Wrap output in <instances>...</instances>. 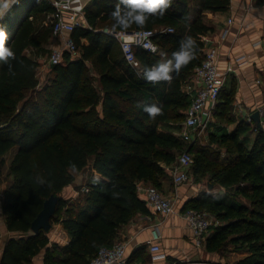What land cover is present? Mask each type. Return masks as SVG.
<instances>
[{"label":"trees","instance_id":"trees-1","mask_svg":"<svg viewBox=\"0 0 264 264\" xmlns=\"http://www.w3.org/2000/svg\"><path fill=\"white\" fill-rule=\"evenodd\" d=\"M229 4L230 0H169L164 15L150 13L143 26L131 25L127 30L173 29L155 35L157 53L135 47L141 61L136 69L110 32L120 30L112 28L110 16L116 0H88L87 23L72 31L78 54L65 50L41 85L39 60L28 49L54 37L49 15L55 6L50 0L13 3L0 20L8 32L6 43L16 53L9 58L11 68L0 61V180L5 156L14 150L2 211L7 228L20 234L7 240L0 264H32L43 250L45 264H90L100 247L119 239L123 225L138 212H151L140 184L161 189L171 174L168 166L184 147L194 154L190 167L197 181L213 184L184 207L205 209L219 220L204 241L207 249L240 250L242 255L229 264H264V125L233 110L237 80L222 87L214 113L234 124L232 128L215 130L211 124L205 140L186 141L180 135L179 120H185L192 99L183 84L204 58L203 36L215 29L205 11H223ZM185 33L197 41L192 59L179 72L173 68L171 79L148 80L145 66L171 58ZM151 103L161 107L155 116L144 108ZM88 167L87 180L77 184L79 194L64 197L62 190ZM37 174L45 178L43 183ZM216 186L223 190L215 192ZM52 193H60L52 222H62L70 236L66 244L50 245L46 230L31 229ZM134 259V252L128 255L129 262Z\"/></svg>","mask_w":264,"mask_h":264},{"label":"crops","instance_id":"crops-1","mask_svg":"<svg viewBox=\"0 0 264 264\" xmlns=\"http://www.w3.org/2000/svg\"><path fill=\"white\" fill-rule=\"evenodd\" d=\"M205 18L215 26V29L203 36L204 52L206 47L219 42L221 70H226L228 65L233 66L226 82L229 84L232 78L237 80L236 101L239 107L236 108V112L238 116H244L253 121L250 118L251 113L259 106L264 105V0H230L226 10H206ZM1 19L2 17H0ZM230 19H232L231 22ZM226 28H229V32L225 37H222ZM56 39H59L58 44L61 43L63 35L56 36ZM183 87L192 97V93L196 92L194 72L184 82ZM262 123L264 125V121ZM233 126L234 124H231L228 128ZM211 127L218 130L220 126L219 123H214ZM254 135V131L249 135L251 142ZM83 177L84 173L80 171L76 175L75 181L62 190L63 196L70 198L78 195L79 190L76 186L82 182ZM145 185L148 184L144 182L140 184V186ZM173 185V177L170 174L164 180L161 189L171 194L175 191ZM212 186L213 184L210 183L208 188L210 189ZM193 188L192 191H184L182 187L181 191L179 189L177 209H184L189 200L201 190L199 185L197 187L194 185ZM214 190L219 192L223 190V187L216 186ZM2 200L3 190L0 192V261L7 240L11 236L20 234L18 231H11L7 228L2 211ZM154 225H159L161 230L160 244L167 254L166 257L168 256L167 259L164 257L155 261L151 256L147 240L151 236V227ZM47 234L50 238V245L53 242L66 244L70 240L62 222H54L52 229ZM119 234L118 240H124L128 244L129 255L134 252V264L163 263L168 260L176 262L183 259H219L221 256L217 251L208 250L205 244L196 245L193 229L179 212L169 215H163L153 209L149 213L138 212L130 222L123 225ZM44 254L45 250L35 255L32 264H45Z\"/></svg>","mask_w":264,"mask_h":264},{"label":"built area","instance_id":"built-area-1","mask_svg":"<svg viewBox=\"0 0 264 264\" xmlns=\"http://www.w3.org/2000/svg\"><path fill=\"white\" fill-rule=\"evenodd\" d=\"M55 9L50 13L53 20L54 37L62 36L63 41L56 44L51 52L49 62L51 65L62 61L65 50H69L73 55L79 52L78 46L72 37V31L78 26L87 23L86 20V0H50ZM232 19H230V22ZM172 31V28H138L134 30H111L110 32L120 42L125 56L129 63L136 69L140 68L141 61L136 55L135 47L142 46L146 50L157 53L160 45L155 40V35L162 31ZM229 32V28L223 31L222 37ZM148 44V47H145ZM152 45H155L153 48ZM233 70L232 65H228L226 70L220 68L219 42L206 47L205 55L199 64L194 68V80L196 92L192 93L191 103L186 109L184 125L180 135L186 141L194 140L197 134H201L214 120V113L219 101L222 87L227 81L228 74ZM262 122L264 121V105L259 106ZM195 161L192 151L183 150L177 160L168 166L173 177L175 191L167 193L158 186L149 184L140 186L150 207L163 215L179 212L185 218L187 224L193 229L195 243L198 246L204 241L214 223H219L214 215L205 209L189 206L184 209H177V196H179L180 186L191 177L190 166ZM88 190L87 185L83 186ZM161 230L159 225L151 227V236L147 240L153 260L157 261L166 257L160 244ZM128 244L124 240H117L113 245L100 247L98 253L91 259L90 264H134L128 261ZM174 264H229L219 259H183Z\"/></svg>","mask_w":264,"mask_h":264},{"label":"clouds","instance_id":"clouds-1","mask_svg":"<svg viewBox=\"0 0 264 264\" xmlns=\"http://www.w3.org/2000/svg\"><path fill=\"white\" fill-rule=\"evenodd\" d=\"M16 0H0V17H3L10 6ZM169 0H116V6L110 11V16L114 22L113 29L119 28L121 31L127 30L131 25L136 24L143 26L146 22L147 15L157 13L164 15ZM8 32L3 23H0V61L9 64V58H15L16 53L10 44L6 43ZM197 41L190 33L180 39L179 48L172 53V57L159 61L152 66H145L144 76L148 80L171 79V70L174 68L177 72L181 66L188 63L195 55ZM148 47V44H145ZM154 48L155 45H152ZM145 110L152 116L161 111V107L156 103L145 104ZM39 182H44V177L37 174Z\"/></svg>","mask_w":264,"mask_h":264},{"label":"rangeland","instance_id":"rangeland-1","mask_svg":"<svg viewBox=\"0 0 264 264\" xmlns=\"http://www.w3.org/2000/svg\"><path fill=\"white\" fill-rule=\"evenodd\" d=\"M29 17H31V16L29 15ZM58 42H59V39H56V37H53L48 42H46L44 45H42L41 47H38V48L30 47L29 50H28V53L33 54V56H35L39 60V66H38L37 74H38V77H39V80H40V84L41 85L44 84V83H46V81H48V77H49V74L51 72V67H52L51 63L49 62V58H50V55H51V52H52L53 47L56 44H58ZM30 92H31V90L28 91L27 93L29 94ZM238 107H239L238 106V103H237V101L235 99V103H234L233 110L236 111V108H238ZM184 110L185 109H183V111ZM179 121L178 120H173V123L179 122L180 125H181V127H182L183 124H184V119L179 120ZM214 123H219V126H221L223 124L222 126H225L227 128L231 125V124L227 123L226 120H221V119L219 120V118H217L215 116H214L213 122L210 123V125L211 124H214ZM209 127L210 126H208L204 131H202L201 134H197V137L198 138H201L202 140H205V136L207 134V129ZM177 131L179 133L180 129H178ZM185 144L187 145V143H185ZM185 148L186 147H184L183 149H181L180 151H178L177 157L180 155V153ZM13 151L14 150L10 151L5 156L6 162L3 165V167H2V176H1V180H0V192H1V190L4 189L5 186H7L9 184V182L11 180V176L12 175H9V162H10V159H11V157L13 155ZM90 169L91 168L88 167L86 170L83 171L84 177H83L82 182H81L82 184L87 180V177H88V175L91 172ZM190 171H191V177H190V179L188 181H186L185 183H183L180 186V191H181V187L184 188V191L185 190L192 191L194 189L193 188L194 185L196 187L198 185L201 186V190L209 186V184L207 185L208 179H205L204 181H202L200 183V182L197 181L196 176H195V174H194V172H193V170H192L191 167H190ZM148 185H149V183H148ZM173 186L175 188V185H173ZM201 190H199V192ZM240 254H242V252L240 250L229 249V250H227V251H225L223 253H220L221 256H220L219 260L226 261L228 263H232L238 256H240ZM174 263L175 262H171V260H168V261L163 262V263H153V262H151L150 264H174Z\"/></svg>","mask_w":264,"mask_h":264},{"label":"water","instance_id":"water-1","mask_svg":"<svg viewBox=\"0 0 264 264\" xmlns=\"http://www.w3.org/2000/svg\"><path fill=\"white\" fill-rule=\"evenodd\" d=\"M250 118L258 125L262 126L261 112L256 109L251 113ZM60 193H52L45 201L43 208L32 221L31 229L34 232H39L42 229L49 232L53 227L52 217L56 213Z\"/></svg>","mask_w":264,"mask_h":264}]
</instances>
